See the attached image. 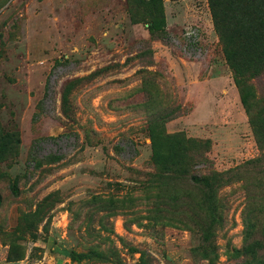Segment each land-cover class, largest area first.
<instances>
[{"label":"rangeland","instance_id":"374dc122","mask_svg":"<svg viewBox=\"0 0 264 264\" xmlns=\"http://www.w3.org/2000/svg\"><path fill=\"white\" fill-rule=\"evenodd\" d=\"M160 1L164 41L146 0H0V264L264 263V75L245 112L206 0ZM166 167L231 181L208 213Z\"/></svg>","mask_w":264,"mask_h":264},{"label":"trees","instance_id":"16d2710c","mask_svg":"<svg viewBox=\"0 0 264 264\" xmlns=\"http://www.w3.org/2000/svg\"><path fill=\"white\" fill-rule=\"evenodd\" d=\"M147 13L149 14L148 23L149 32L158 35V39L166 40L162 25V7L160 0H146ZM210 13L211 24L215 31L221 48L223 58L228 65L234 86L239 91V98L245 112H249L246 102V93L243 91L244 81L247 79H256L264 75V0H206ZM133 21V20H132ZM62 102H66L65 96ZM42 104V102H41ZM40 104V111H43ZM171 116H164L163 119H169ZM254 127V126H253ZM260 128L254 133L255 141L260 151H263L262 141L260 137ZM48 141H55L49 139ZM192 149L178 158L179 163L187 168H193L194 165L205 167L206 161L202 153L206 150V143L190 141ZM18 145V139L11 140L7 135L0 140V154H11ZM193 154V156H192ZM156 152L154 156L156 157ZM51 162H57L61 159L60 155L54 153L49 154ZM264 157V153L262 154ZM48 156L39 158L31 146L29 152L28 166L31 169H37ZM172 157V156H170ZM195 160V164L193 163ZM260 159L248 161L243 165L245 172L258 167ZM187 168L182 171L165 168L164 172L170 176V179L178 180L191 185L199 192V208L206 212H213L217 208L216 194L219 189L230 183L231 172L203 174L201 172L188 171ZM238 173V172H236ZM12 196L17 195L15 183L10 186ZM206 206V209L203 207ZM210 213L206 220L210 226L214 225L219 217L213 219ZM252 249V248H251ZM246 248L243 254L250 253L254 256V251ZM68 255V254H67ZM84 255L70 253V260H79ZM264 264V263H263Z\"/></svg>","mask_w":264,"mask_h":264}]
</instances>
